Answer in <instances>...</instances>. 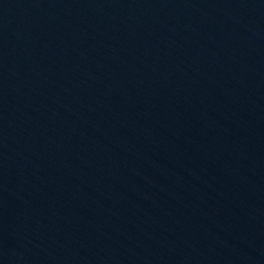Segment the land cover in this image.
<instances>
[{
  "label": "water",
  "instance_id": "obj_1",
  "mask_svg": "<svg viewBox=\"0 0 264 264\" xmlns=\"http://www.w3.org/2000/svg\"><path fill=\"white\" fill-rule=\"evenodd\" d=\"M0 264H264V0H0Z\"/></svg>",
  "mask_w": 264,
  "mask_h": 264
}]
</instances>
